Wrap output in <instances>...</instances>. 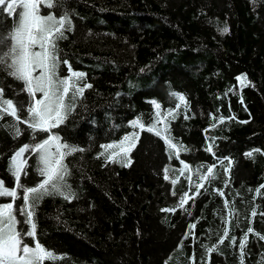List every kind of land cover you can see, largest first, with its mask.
I'll return each mask as SVG.
<instances>
[{"label":"trees","instance_id":"1","mask_svg":"<svg viewBox=\"0 0 264 264\" xmlns=\"http://www.w3.org/2000/svg\"><path fill=\"white\" fill-rule=\"evenodd\" d=\"M42 12L69 14L72 30L58 41V55L85 74L81 85L92 86L53 129L62 143L84 151L65 159L75 198L47 196L35 208L37 240L60 257L45 264H261L264 189L262 195L255 189L264 184V0H59ZM12 24L0 15V34ZM224 27L227 34H221ZM61 75H67L64 65ZM238 76H246L248 86L241 87ZM0 88L26 117L22 83L0 71ZM173 91L186 97L188 110H176L171 136L187 151L170 158L162 140L141 132L130 166L106 162L101 145L138 131L130 126L135 119L148 124L150 101L160 103L161 112L175 109ZM14 123L0 120V180L8 186L12 155L47 135L33 140L19 124L15 136ZM250 151L251 158L245 156ZM25 156L28 174L21 183L31 187L41 178L36 157ZM184 163L193 170L203 165L202 172L215 166L216 178L196 195L188 173H179ZM185 192L193 199L183 209L162 211L175 208ZM18 227L23 232L28 226ZM246 234L242 256L239 242Z\"/></svg>","mask_w":264,"mask_h":264},{"label":"snow or ice","instance_id":"2","mask_svg":"<svg viewBox=\"0 0 264 264\" xmlns=\"http://www.w3.org/2000/svg\"><path fill=\"white\" fill-rule=\"evenodd\" d=\"M58 2L59 0H0V15L13 18L12 27L0 34V71H5L8 76L22 83L21 91L29 98L24 109L27 115L21 118V107L12 99L6 98L4 89L0 88V120L9 117L15 122L9 125L15 136L22 132V129L17 127L19 124H24L27 130H31L33 140H37L39 133L47 134L46 138L31 145L25 144L12 155L8 166L9 174L13 178L12 186L0 180V198H9L11 201L0 203V264H45V261L60 259L58 255L42 246L36 238L35 208L47 196H60L69 202L75 198L71 185L67 183L70 171L65 159L84 149L62 143L61 137L55 134L53 129L58 128L67 119L77 97L83 96L85 88L92 86L81 85L80 81L85 74L74 71L68 60L58 55V41L67 39L65 32L72 30V20L67 12L59 17L42 12V8H55ZM227 33L228 28L224 27L221 34ZM61 65L66 66L67 75H61ZM236 79L241 87L248 86L246 76H238ZM169 95L177 101L175 109L170 108L161 112L160 103L150 101L153 115L148 124L139 118L135 119L130 126L138 131L125 135L117 143L101 145L104 151L100 155L106 162L120 163L123 167L130 166L132 160L129 154L136 147L141 132L151 133L162 140L170 158L175 156L179 159L180 153L187 151L184 145L174 142L170 129V123L177 115L176 110L182 105L185 111L188 110L187 100L184 95L174 91ZM188 118L185 116V119ZM223 120L221 117L220 122L223 123ZM206 151L212 152V146L209 145ZM28 152L36 157V172L41 178L31 187L21 183L22 175L28 174V159L25 156ZM245 156L251 158L253 152H247ZM231 164L232 160L229 159L228 167H225L226 173L230 170ZM203 167L205 166L201 165L193 170L184 163L179 169L181 176L188 173L189 185L195 188L196 195L204 188L205 182L210 183L216 178L215 166H207L202 172ZM168 172L169 169L165 168V180H169ZM193 173L197 180L193 179ZM170 182L175 186L177 179ZM261 189H264V184L255 189L257 195H262ZM18 199L22 203L17 206L15 202ZM190 199L193 197L185 192L175 208L162 211L175 212L177 209H183ZM225 207L228 208L227 202ZM228 214L232 215L231 209ZM256 214L255 211L252 212L253 216ZM18 217H23V221ZM20 224L28 227L21 232L18 227ZM248 233H253V229L249 228ZM227 235L225 230L224 236ZM25 236L31 238V243L25 242ZM260 239H264V236ZM220 242L223 243V238ZM246 243L247 234L239 242L242 256ZM207 251L211 253L216 251V248H208ZM261 264H264V261Z\"/></svg>","mask_w":264,"mask_h":264}]
</instances>
